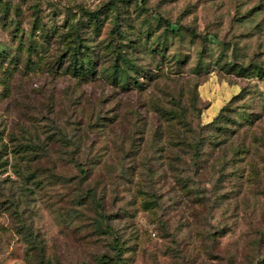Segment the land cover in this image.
<instances>
[{
  "label": "rangeland",
  "instance_id": "obj_1",
  "mask_svg": "<svg viewBox=\"0 0 264 264\" xmlns=\"http://www.w3.org/2000/svg\"><path fill=\"white\" fill-rule=\"evenodd\" d=\"M54 111L105 189L29 169ZM42 260L264 264V0H0V264Z\"/></svg>",
  "mask_w": 264,
  "mask_h": 264
},
{
  "label": "trees",
  "instance_id": "obj_2",
  "mask_svg": "<svg viewBox=\"0 0 264 264\" xmlns=\"http://www.w3.org/2000/svg\"><path fill=\"white\" fill-rule=\"evenodd\" d=\"M91 50H92V46L88 44V42H84L82 40V37L79 36L78 38V41L74 42L73 45L69 46V60H68V65L66 67V69H69L71 70V73L73 76H81L82 78L83 77H88V75L90 74H94L95 73V63L94 61L92 60V57H91ZM124 67V66H123ZM125 69V68H123ZM121 69V67L119 66H116L114 68V72H113V76H114V79L117 77V71L118 70H121V71H124ZM120 84L123 83V81H119ZM55 100V99H54ZM50 105H52L50 103ZM48 107V106H47ZM50 108V107H49ZM79 108H83L82 105H80ZM50 110H52L50 108ZM223 110V108H222ZM76 108L75 109H71V114L69 115L70 119H74L73 120V126H74V129H76L79 124H80V119H79V116L77 115L76 113ZM52 113V115H54V118H52V122L54 123H57V130H56V136H58V138H53L52 136L49 137L48 139L42 141L41 143L39 142H32L31 146H32V151L35 150L36 154H34L35 156L39 153H41L43 155H46V157H40V156H36V158L32 159V162H30L28 164L29 166V169L31 168V170L36 173L37 171L39 170H43V171H47V172H50V171H54L56 170L61 164H62V161H63V164L62 165H67L69 164L71 161L75 160L76 163L78 164L82 174L85 176V177H92L93 175L95 176V181L96 184H95V189L93 188H90V192L93 193L96 191V187L97 185H99V187H101L102 189H105V187L108 186L109 184V181H110V177H109V173L107 171H105V169L103 168V166L99 165V164H94V163H89L88 160L87 161H83V162H80V160L78 158H76V154L77 151H75V147L70 150L69 147L71 144H74L75 143V140L73 142L67 140V136L66 134L63 133L62 130H60L62 127L59 123L61 117L59 116V114H57L55 111L54 112H50ZM90 119H92L90 117ZM59 122V123H58ZM90 126V125H89ZM21 148H18L15 150L16 153H19V151L21 152L22 150H19ZM37 149V150H36ZM69 149V150H68ZM69 151L65 154H67V157L63 156V152H66V151ZM62 153L60 155H54V153ZM69 153V154H68ZM68 162V163H67ZM135 175V174H134ZM133 175V176H134ZM113 193L115 196L116 193V190H113ZM188 210H192L193 207L190 206V205H187L186 206ZM39 264H54V262L52 261H48V260H42L40 261Z\"/></svg>",
  "mask_w": 264,
  "mask_h": 264
}]
</instances>
